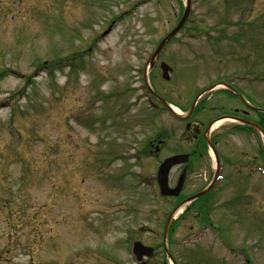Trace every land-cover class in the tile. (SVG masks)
Listing matches in <instances>:
<instances>
[{
    "label": "rangeland",
    "instance_id": "1",
    "mask_svg": "<svg viewBox=\"0 0 264 264\" xmlns=\"http://www.w3.org/2000/svg\"><path fill=\"white\" fill-rule=\"evenodd\" d=\"M185 10L186 0H0V264H138L137 241L156 248L151 264H172L163 234L182 197L160 195L148 143L163 137L165 150L187 151L177 143L185 124L143 76ZM161 60L171 80L155 69L149 82L180 114L233 76L264 110V0H191ZM216 99L204 95L199 107L225 104ZM229 140L230 150L219 143L225 154L261 162L262 135ZM227 163L225 173L236 171ZM242 168L237 203L227 185L212 195L209 221L193 216L200 200L173 217L168 249L178 264H264V176Z\"/></svg>",
    "mask_w": 264,
    "mask_h": 264
},
{
    "label": "flooded vegetation",
    "instance_id": "2",
    "mask_svg": "<svg viewBox=\"0 0 264 264\" xmlns=\"http://www.w3.org/2000/svg\"><path fill=\"white\" fill-rule=\"evenodd\" d=\"M161 58V57H160ZM158 59L153 70L160 68V63L163 61ZM236 76L233 77H223L216 79L214 82L210 83L204 87L201 91L209 90L217 85L219 87L213 89L212 91L206 93V96L209 97V101L212 96L216 95V100L225 101V104L211 106H201L199 107L200 102L197 103L194 110L191 113H188L186 116H182L181 121L185 124V130L182 137L179 138L177 143L186 144L188 149L185 152H172V149L169 151L165 150L166 139L159 137L157 143L156 139L149 141V155L156 157L158 160V170L160 166L169 158L176 157L179 155L187 156L181 158L185 162L178 163L174 165L169 172V185L171 189H174L178 186L179 182L183 179L184 184L181 188L179 195L177 196H167V200L177 202L179 198L182 197V202L187 199L195 197L198 193L206 190V193L199 199L193 201L197 203L199 207L198 212L193 215L195 218L201 216L204 219L211 218L210 211L214 205L216 198H213V194L219 192L223 193L226 190V186L229 185L232 190H235L233 194V201L229 200L228 203L233 204L237 203L238 199L237 193V180L240 182V178L236 175L241 170L245 169L242 166H246L250 170H261L264 173V157L261 153V162H255L253 164H243L244 162L236 161L234 155H241L240 153H231L225 154L223 150H220L219 143H223L225 146L227 143L230 146H233L232 141L229 140L231 137L237 136L241 133H246L247 131L259 133L257 130L259 127L264 134V110H255L251 101L247 98V95L241 90L237 85ZM211 93V94H210ZM245 100H244V99ZM215 100V101H216ZM158 102V101H157ZM238 102V105L235 103ZM160 107L165 108L159 101ZM158 104V105H159ZM226 106L228 109L225 110ZM189 110V109H188ZM185 111V112H188ZM255 117H260L256 119ZM219 121L233 123L230 124L225 130L219 131V134L214 133L215 125ZM256 130V131H255ZM259 135V134H258ZM212 146L213 150L210 148ZM262 150V149H261ZM146 151V149H145ZM222 151V152H221ZM145 153V152H144ZM208 154V155H207ZM214 156L215 164L209 162L208 157ZM233 156V157H231ZM247 158V156H245ZM257 158V157H254ZM234 160V162H233ZM227 162L232 164V167L236 171L231 172L228 169V172L225 173ZM241 162V163H240ZM261 163V164H260ZM243 164V165H241ZM206 168L207 170H214L212 176L211 174L200 176L198 173H195L198 169L202 170ZM155 180L158 184V172L156 170ZM188 182H192V190H190L189 195L186 194ZM223 187L224 191H223ZM229 191V190H228ZM227 191V192H228ZM188 197V198H187ZM225 197V196H224ZM241 202V201H240ZM191 209L189 208L188 211ZM195 229L192 227V230ZM215 234L217 235V229H214ZM225 245V243L222 242ZM153 259V258H152ZM152 259H145V264H151ZM166 264V263H165Z\"/></svg>",
    "mask_w": 264,
    "mask_h": 264
},
{
    "label": "water",
    "instance_id": "3",
    "mask_svg": "<svg viewBox=\"0 0 264 264\" xmlns=\"http://www.w3.org/2000/svg\"><path fill=\"white\" fill-rule=\"evenodd\" d=\"M190 11H191V0H187V7H186L185 13L182 16L179 24L159 43L156 51L152 55V57L150 59V63H149V66H150L151 69L153 68L156 59L159 58V56H160L161 52L163 51V49L165 48V46L175 36H177L178 33L182 30V28L184 27L189 15H190ZM161 69H162V72H163V78L165 80H169L170 79L169 73L171 71L170 66L166 62H162L161 63ZM146 82H147V80H146ZM147 87L150 90L152 95H154L156 98L162 100V102L171 109V107L168 105V103L164 99L160 98V96H158L151 89V87L149 86L148 82H147ZM254 109L257 110V108H254ZM185 157H187V156H176V157H173L171 159H167L162 164V166L160 167L159 172H158V182H159V185H160L161 193L163 195H177L179 193V191L181 190V187H182V184H183L182 180L180 181V183H179V185L177 186L176 189H174L172 191H169L168 173H169L170 168H172L174 165H176L178 163L185 162V160L181 159V158H185ZM203 194H204V192L200 193L197 196H201ZM133 252L136 255L137 259L139 261H141L144 256L151 257L153 255V248L146 247L141 242H136L134 244ZM141 264H144V263H141Z\"/></svg>",
    "mask_w": 264,
    "mask_h": 264
},
{
    "label": "bare ground",
    "instance_id": "4",
    "mask_svg": "<svg viewBox=\"0 0 264 264\" xmlns=\"http://www.w3.org/2000/svg\"><path fill=\"white\" fill-rule=\"evenodd\" d=\"M172 108L175 110V112H177V113H181L176 107H174V106H172Z\"/></svg>",
    "mask_w": 264,
    "mask_h": 264
}]
</instances>
